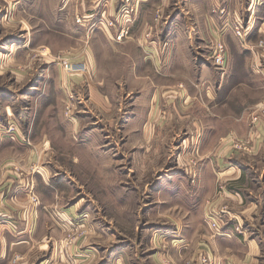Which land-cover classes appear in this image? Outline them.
Returning a JSON list of instances; mask_svg holds the SVG:
<instances>
[{
  "label": "rangeland",
  "instance_id": "374dc122",
  "mask_svg": "<svg viewBox=\"0 0 264 264\" xmlns=\"http://www.w3.org/2000/svg\"><path fill=\"white\" fill-rule=\"evenodd\" d=\"M142 1L118 41L122 0H0V186L59 210L27 264H264V0Z\"/></svg>",
  "mask_w": 264,
  "mask_h": 264
},
{
  "label": "crops",
  "instance_id": "0c3cea01",
  "mask_svg": "<svg viewBox=\"0 0 264 264\" xmlns=\"http://www.w3.org/2000/svg\"><path fill=\"white\" fill-rule=\"evenodd\" d=\"M59 1V0H58ZM91 4L89 7V15H94L96 12V8L99 4H102V0H91ZM145 1V0H143ZM142 1V2H143ZM244 0H236V10L241 11ZM263 2V0H258ZM255 2V0H254ZM246 3H248L246 1ZM245 3V5H246ZM104 4H108V1H105ZM139 4V3H138ZM93 9V11H92ZM92 11L93 13H91ZM258 18L263 19L262 16H258ZM136 21L126 23V27L132 31ZM97 26V23L94 20L88 21L87 26L88 28H84L77 24V28L82 30H88L89 32L91 27ZM246 138V137H245ZM50 146L49 142L44 144V149H47ZM28 160V159H27ZM244 173V172H243ZM242 169L236 168V179L239 176H242ZM7 175V173H5ZM48 180V179H47ZM46 181V185L49 186ZM20 182V181H16ZM38 183V181H37ZM17 184V183H16ZM44 188H46L45 183L43 184ZM5 186V185H4ZM25 187H21V184L15 185L12 183L2 191L3 187L0 186V264H12V255L16 257L19 255L20 262L19 264H27L32 257V248L35 245H46L42 243L45 235V231L48 228V223L43 222V215L47 216V212L45 209L47 206L51 209L52 213H58L59 210L56 207L55 199H49L48 202L46 198H44V194H41V205L37 202L35 203V208L32 204L29 203V198L27 197V190L25 191ZM27 189V188H26ZM29 196V195H28ZM5 197V198H4ZM3 198V200H2ZM43 198V200H42ZM6 204V205H4ZM59 205V203H57ZM46 206V207H45ZM72 208L69 207L68 210ZM55 210V211H54ZM64 214V210L61 211ZM59 223V221H58ZM51 224H54L51 222ZM57 224V222H56ZM44 233V234H43ZM227 264H230L227 262Z\"/></svg>",
  "mask_w": 264,
  "mask_h": 264
},
{
  "label": "built area",
  "instance_id": "2783aa9c",
  "mask_svg": "<svg viewBox=\"0 0 264 264\" xmlns=\"http://www.w3.org/2000/svg\"><path fill=\"white\" fill-rule=\"evenodd\" d=\"M123 4L117 12L116 16L113 19H110L109 26H114V20L118 23L120 22L121 26L118 29V34L116 36L117 40L120 41L125 34L127 33L128 27H126V23L132 22V13L134 11L133 7V1L134 0H122ZM136 5L138 4L139 0H135ZM94 15H80L77 13L75 16V23L84 27L88 28L87 22L93 20ZM107 20H105L102 16L101 19L98 21V26H105ZM249 24V22H248ZM249 25H247L248 27ZM93 29V26L91 27L90 31ZM88 31V30H87ZM232 31H234L235 34H237L239 37L243 36L247 32V28L243 27L242 20L239 19L236 24L232 27ZM89 32V31H88ZM213 60L217 65L224 66L226 64V49L225 45L222 43H219L214 48V55ZM64 68L67 69L68 72L77 71L80 69L75 68V65L69 63L65 58L62 61ZM262 110H264V105L262 106ZM237 149H243L245 152H250L252 148L249 147L248 141H245L244 144L236 143ZM32 202H37V198L35 196L31 197Z\"/></svg>",
  "mask_w": 264,
  "mask_h": 264
}]
</instances>
